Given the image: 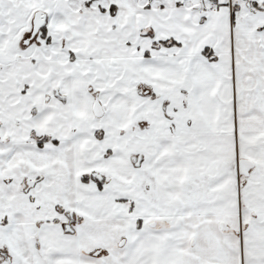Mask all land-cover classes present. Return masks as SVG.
<instances>
[{"label":"snow or ice","instance_id":"obj_1","mask_svg":"<svg viewBox=\"0 0 264 264\" xmlns=\"http://www.w3.org/2000/svg\"><path fill=\"white\" fill-rule=\"evenodd\" d=\"M0 264H264V0H0Z\"/></svg>","mask_w":264,"mask_h":264}]
</instances>
